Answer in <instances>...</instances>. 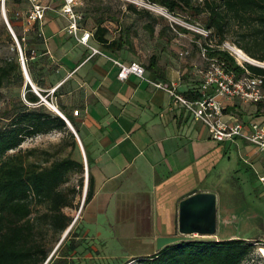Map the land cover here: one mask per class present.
<instances>
[{
  "label": "crops",
  "instance_id": "crops-1",
  "mask_svg": "<svg viewBox=\"0 0 264 264\" xmlns=\"http://www.w3.org/2000/svg\"><path fill=\"white\" fill-rule=\"evenodd\" d=\"M41 25L30 85L53 103L58 113L53 112L66 118L79 139L87 161V187L91 173L95 188L81 213L116 222L146 215L147 249L142 258L154 256L156 238L174 230L180 198L199 188L226 148L212 141L207 128L174 98L156 89L148 71L145 79L130 75L120 81L114 61L137 63L128 51L113 54L92 38L89 46L100 51L93 54L68 32L70 21L59 12H46ZM79 28L78 37L90 31L80 23ZM163 71L165 80L157 82L175 84L182 95L198 88L195 68L193 76L178 67ZM224 104L235 107L234 101ZM129 228L135 229L132 224Z\"/></svg>",
  "mask_w": 264,
  "mask_h": 264
},
{
  "label": "rangeland",
  "instance_id": "rangeland-1",
  "mask_svg": "<svg viewBox=\"0 0 264 264\" xmlns=\"http://www.w3.org/2000/svg\"><path fill=\"white\" fill-rule=\"evenodd\" d=\"M19 1L20 3L17 0H0V64L2 60L14 57L13 47L7 39L8 30L2 16L3 2L7 18L9 15L13 21L14 28L10 25L15 35L17 32L23 38L24 46L33 51L32 56L38 53L36 46L40 43L39 34L44 21L36 25L30 24L29 15L34 5L43 7L45 13L54 11L64 16L62 12L64 0ZM76 2L75 9L82 17L83 27L88 30L95 31V19L103 14L100 13L103 9L109 10L104 17L106 18L105 26L110 31V40L118 38L127 31V28H130L134 54L128 53L134 57L135 62L143 66H148L150 58L157 56L162 69L165 70L171 66L178 67L182 72L188 70L193 76L191 71L193 72L195 66H203L200 55L201 47H205V44L216 47L217 44L216 39L210 42L205 38H196L203 30L202 21L196 20L197 23L190 24L186 19L190 18L189 15H170L166 10L153 6L146 0H76ZM128 4H132L137 10L150 11L156 17L164 18L166 24L178 25L190 33L180 34L174 29V34L178 35L167 44L158 37L163 23L156 26L155 34L151 36L144 30L143 22L137 20L139 17L127 11ZM110 14L115 15L118 21L112 22L108 17ZM226 42L234 45L231 39ZM16 48L20 61L17 44ZM185 52L188 55L181 57L180 54ZM253 66L259 67L258 65ZM25 93L26 80L23 87L14 84L2 89L0 91V118L16 104L19 98L24 101ZM234 104L235 107L231 112L242 122H249L259 117L264 118V106L246 104L239 100H235ZM48 110L51 109L48 108ZM76 142L77 145L68 134L56 131L27 139L18 151L10 152L9 156L21 155L25 165L38 164L42 167L69 157L82 160L84 163V154L77 139ZM221 147L226 148L225 156L212 170H209L207 177L199 181L198 187L219 196L221 204L225 206L227 218H238L237 225L221 227L218 237L227 239L233 235L246 240L253 245V250L242 264H264V183L260 181V178L264 176V153H260L254 146L245 145L241 139H237L236 142L223 143ZM215 161L217 163V159ZM82 178L85 184L80 188L79 183ZM86 182L85 171L84 174H70L69 182L64 186V189L74 188L77 192L73 208L63 209V212L72 217L73 221L78 220L73 229L69 231V236L66 232L55 233L42 219L48 212L47 206H33L31 220L36 224L34 242L49 254L45 264H137L135 258L141 259L146 255V235H148L149 227L146 215H139L137 221L116 222L113 218L107 217L94 220L88 212L82 214L81 208L87 191ZM221 208L224 209L222 205ZM131 224L135 229L129 228ZM71 245L74 251H71Z\"/></svg>",
  "mask_w": 264,
  "mask_h": 264
},
{
  "label": "trees",
  "instance_id": "trees-1",
  "mask_svg": "<svg viewBox=\"0 0 264 264\" xmlns=\"http://www.w3.org/2000/svg\"><path fill=\"white\" fill-rule=\"evenodd\" d=\"M146 1L173 16L189 15L190 18L186 19L190 24L197 23L196 20L202 21L203 29L210 32L209 38L205 40L210 42L213 39L217 40L216 47L208 48V56L223 63L226 70L237 78L247 75L264 78V68L245 64L243 69L237 65L229 52L220 48L231 39L233 44L250 59L264 63V0ZM17 2L20 3L19 0ZM127 9L129 13L139 17L137 20L143 22L144 30L151 36H154L156 26L163 23L158 37L167 44L178 35L174 34V29L180 34L190 33L178 25L166 24L164 18L156 17L150 11L137 10L132 4H128ZM108 11L103 9V12H100L103 14L95 19V31L90 30L93 32V40L113 54L122 51L134 54L130 28L118 38L109 39L110 31L105 26L104 17ZM108 17L112 22L118 21L115 15L110 14ZM8 19L13 27L9 15ZM80 24L82 25V21ZM6 34L13 47L14 57L6 58L0 64V91L14 84L23 87L25 83L15 41L9 31ZM16 37L22 47L28 74L33 80L35 79L31 62L33 51L24 46L23 38L17 32ZM196 38L203 37L197 35ZM159 61V57L152 56L148 66L141 64L145 71H148L150 80L155 82L165 80ZM198 91L199 85L197 89L184 95L189 99H197L201 96ZM25 100L35 106H30ZM25 100L19 98L16 104L0 118V264H45L49 254L34 242L36 224L31 220L33 206H47L48 212L42 219L55 233L63 234L73 222V218L67 216L63 209L73 208L77 193L76 189H64V186L68 184L70 174L85 172L84 163L71 157L42 167L38 164L25 165L21 155L9 156L10 152L18 151L27 139L56 131L68 134L77 145L75 136L66 122L55 112L48 110L30 85L26 86ZM256 106L262 107L264 104ZM233 109L227 108L226 112H231ZM257 121H264V118L259 117L245 123ZM87 160L90 166L88 157ZM84 184L82 178L79 187L82 188ZM94 189V178L89 173L82 208L92 201ZM70 247L71 251H74V247L72 245ZM252 250L253 245L246 240L218 242L195 239L168 246L154 256L136 260L137 264H242Z\"/></svg>",
  "mask_w": 264,
  "mask_h": 264
},
{
  "label": "built area",
  "instance_id": "built-area-1",
  "mask_svg": "<svg viewBox=\"0 0 264 264\" xmlns=\"http://www.w3.org/2000/svg\"><path fill=\"white\" fill-rule=\"evenodd\" d=\"M64 3L62 12L70 21L68 32L75 36L80 44L91 48L89 46V41L93 38L92 32L83 31L82 35L78 37V32L80 31L79 23L82 21V17L75 9L76 0H64ZM44 17V8L39 5H34L29 15V22L30 24H35L36 22L44 20ZM199 33L205 39H208L210 36V32L205 29L201 30ZM18 48L20 50V58L25 62L19 42ZM208 48L213 47L210 45L201 47L200 55L203 60V66L195 67V76L199 81L198 93L201 95L197 99H189L180 94L175 84L164 82H152L151 84L156 89L168 93L182 108L190 113L191 117L196 122L204 125L212 141L221 144L236 142L237 139H241L247 144L257 148L260 152H264V121L250 123L242 122L233 114L227 113L226 110L228 107L224 104L226 101L235 100L253 105L264 104V78L260 76L252 77L250 75L237 78L232 72L226 70L223 63L208 56ZM220 48L229 52L235 59L237 65L245 69L244 64L248 63L244 62L237 54L236 51L238 48L235 45L225 42ZM91 49L93 54H100L99 50ZM187 55V52L180 54L181 57ZM114 63L120 69L118 74L120 81H125L130 75L145 79L146 71L141 64L133 63L125 65L119 61H114ZM256 65L260 68H264L263 64ZM247 74L249 73L247 72ZM32 91L41 99L43 104L52 111L57 112V108L53 103L42 98L39 91L34 86L32 87ZM54 92L55 89L51 90V93ZM193 93H196V91H193ZM25 102L28 103L26 100ZM28 104L30 106H35L34 104ZM63 119L66 120L64 117ZM84 159L85 171L88 175L85 156ZM260 181L264 183V176L260 178Z\"/></svg>",
  "mask_w": 264,
  "mask_h": 264
},
{
  "label": "water",
  "instance_id": "water-1",
  "mask_svg": "<svg viewBox=\"0 0 264 264\" xmlns=\"http://www.w3.org/2000/svg\"><path fill=\"white\" fill-rule=\"evenodd\" d=\"M2 16L8 31L10 32L18 47V39L9 24L4 2L2 8ZM20 60L23 76L26 80V83L30 85L31 81L25 66V62L22 60V58ZM250 64L256 65V63ZM32 87L33 86H31V88ZM65 122L79 143V139L76 136L72 125L67 121ZM221 205L224 207V209L221 208ZM225 212V206L223 205V203L221 204V200L216 194L211 193L210 191H203V189L199 188L188 192L185 196L181 197L178 202L176 218L174 221V230L172 234H169L167 236H158L156 238L157 253L168 246L179 244L182 242H190L195 239L212 240L218 242L228 240H243L240 239L239 236L233 235L228 237L227 239H221L220 237H218V233L221 227L226 225L238 224L237 217L227 218ZM76 222L77 220L73 221V223L66 231V234L69 233Z\"/></svg>",
  "mask_w": 264,
  "mask_h": 264
},
{
  "label": "bare ground",
  "instance_id": "bare-ground-1",
  "mask_svg": "<svg viewBox=\"0 0 264 264\" xmlns=\"http://www.w3.org/2000/svg\"><path fill=\"white\" fill-rule=\"evenodd\" d=\"M237 54L240 56V58H242V60L246 63H256V64H262V63H258L255 62L254 60H251L248 56H246L243 51H241L240 49H237ZM264 65V64H263ZM67 233V232H66Z\"/></svg>",
  "mask_w": 264,
  "mask_h": 264
}]
</instances>
